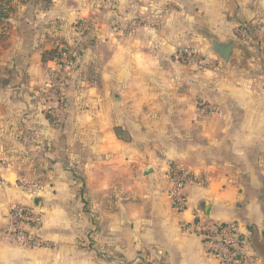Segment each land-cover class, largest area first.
Wrapping results in <instances>:
<instances>
[{
  "label": "crops",
  "instance_id": "1",
  "mask_svg": "<svg viewBox=\"0 0 264 264\" xmlns=\"http://www.w3.org/2000/svg\"><path fill=\"white\" fill-rule=\"evenodd\" d=\"M4 5L0 232L22 205L40 215L44 246L0 240V264H222L182 229L195 219L235 223L245 264H264V0ZM76 22L90 34L76 35ZM212 42H231L228 62ZM62 47L71 74L49 55ZM184 48L202 54L201 70L180 67ZM172 165L204 181L187 186L182 213Z\"/></svg>",
  "mask_w": 264,
  "mask_h": 264
},
{
  "label": "built area",
  "instance_id": "2",
  "mask_svg": "<svg viewBox=\"0 0 264 264\" xmlns=\"http://www.w3.org/2000/svg\"><path fill=\"white\" fill-rule=\"evenodd\" d=\"M123 28H128L123 26ZM89 29V23H83V30ZM182 63L202 64L197 53L183 51L179 55ZM71 65L67 53L62 52L58 60ZM65 65V66H66ZM203 114H214L217 109L209 104H198ZM171 188L168 192L173 207L179 213L188 210L185 190L189 185H203L204 181L197 175L185 171L178 165H172L168 170ZM42 224L40 215L33 209L22 205H11L7 212L5 229L0 232V240L13 241L25 249H36L44 246L43 241L35 236V230ZM28 227V229H26ZM182 229L202 239L208 253L222 264H245L249 253L240 243L239 230L235 223H214L207 219H195L191 223H184Z\"/></svg>",
  "mask_w": 264,
  "mask_h": 264
},
{
  "label": "rangeland",
  "instance_id": "3",
  "mask_svg": "<svg viewBox=\"0 0 264 264\" xmlns=\"http://www.w3.org/2000/svg\"><path fill=\"white\" fill-rule=\"evenodd\" d=\"M11 2L12 4H13V2L15 1V0H8V2ZM2 3H3V7L5 6L4 4H7V0H2ZM1 9V8H0ZM6 14V13H5ZM10 14H12V13H9V14H7V16H5V17H9L10 16ZM5 17H4V15L3 14H1V12H0V22L1 21H3V19H5ZM82 22H80V23H78V22H76V23H74L72 26H74V27H76L77 29H75L76 30V35H78V36H80V37H83V36H85V34L86 33H88V34H90V31L88 32V31H85V30H83V23L81 24ZM81 24V25H80ZM79 25L80 26H82V28L81 27H79ZM124 26H127L128 28H123L124 30H121V31H125V32H127V31H130V32H134L140 25L138 24V23H136L135 21H132V22H130L128 25H124ZM85 43H86V41H85ZM73 45L75 46V45H77V41L75 40V42L73 43ZM77 48H76V52H77V54H81L82 53V48L81 47H79V46H76ZM208 48H209V50H210V47L208 46ZM63 49H65V51H67L66 53H67V56H68V59H69V61H70V64L71 65H66V64H64V63H59V65H66V71H67V73H69V74H71V73H73V71H74V69H75V66H76V63H75V60L73 61V54L72 53H70L71 51H70V49L68 48V47H62L61 49H59V51L60 50H63ZM58 50V49H57ZM183 51H193V52H195V53H197L198 54V56H199V59H201L202 61V63L204 64V59H202V54L201 53H199L195 48H184V49H182V51L181 52H179V54L178 55H176L177 56V59H179V55H180V53H182ZM76 59V58H75ZM182 63V62H181ZM184 64H187V65H184ZM183 65H180V67H186V68H190V69H193L194 71H195V69L197 70H201L203 67H204V65H202V64H199V62L198 63H195V62H192V63H184ZM191 64H193V65H191ZM196 65V66H195ZM201 65V66H200ZM91 67H94V64H93V62H90V63H88L87 65H86V67L84 68V71L86 72V73H88V74H90V72H92V70H91ZM177 67H179V65L177 64ZM178 72V71H177ZM88 74H87V76H88ZM92 78H88V85H91V84H96V83H93L94 82V80H91ZM64 85L63 84H61V80H57V82H56V86L55 87H57V88H62ZM60 97H62V98H60ZM64 98V94H62V95H60L59 96V99H58V103H59V106H63V104L65 103V100L63 99ZM200 110V109H199ZM120 135H123V136H125V131L124 130H122L121 128H119L118 129V131H117ZM171 167V166H170Z\"/></svg>",
  "mask_w": 264,
  "mask_h": 264
},
{
  "label": "water",
  "instance_id": "4",
  "mask_svg": "<svg viewBox=\"0 0 264 264\" xmlns=\"http://www.w3.org/2000/svg\"><path fill=\"white\" fill-rule=\"evenodd\" d=\"M212 47L215 53H217L219 57H221L225 62H228L230 54H231V48H232L231 42H228L225 44H219L217 42H212ZM208 211H209V205H205L204 210H203L204 217L208 215Z\"/></svg>",
  "mask_w": 264,
  "mask_h": 264
},
{
  "label": "trees",
  "instance_id": "5",
  "mask_svg": "<svg viewBox=\"0 0 264 264\" xmlns=\"http://www.w3.org/2000/svg\"><path fill=\"white\" fill-rule=\"evenodd\" d=\"M1 3H2V0H0V12H1V14H3L4 15V17L5 16H7V11H8V9H6V7H3L2 5H1ZM6 9V10H5ZM6 13V14H5ZM62 52H67V51H65V49H63V50H61V51H58V50H54V51H52V52H50L49 53V55L50 56H52L53 57V59L56 61V62H58V60H59V58H60V56H61V53Z\"/></svg>",
  "mask_w": 264,
  "mask_h": 264
}]
</instances>
